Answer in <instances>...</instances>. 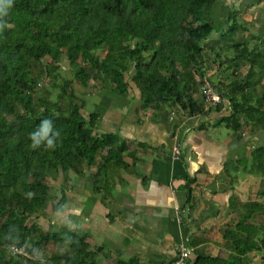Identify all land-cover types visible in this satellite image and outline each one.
<instances>
[{
    "label": "trees",
    "instance_id": "16d2710c",
    "mask_svg": "<svg viewBox=\"0 0 264 264\" xmlns=\"http://www.w3.org/2000/svg\"><path fill=\"white\" fill-rule=\"evenodd\" d=\"M216 1L13 0L8 13L0 16V264H88L92 254L77 232L65 239L59 232L40 231L34 220L27 222L43 215L51 203L50 180L79 174L83 164H94L103 151L106 164L122 166L120 156L126 151L117 144V136L94 134L96 118L82 115L72 79L63 78L54 99L38 83L49 81L55 90L63 61L77 71L74 77L80 82L87 83L89 74L96 73L120 95L126 94L131 80L154 110L179 106L203 112V102L192 95L200 85L197 78L206 72L202 53L209 44L221 47L217 56L233 49L228 58L234 68L231 74L236 62H248L252 71L244 82L253 74L264 77V53L248 52L245 42L231 40L242 29L236 10L215 35L211 10ZM246 87L238 76L227 87L221 83L215 87L222 99L230 89L226 92L230 113L222 121L233 132L241 129V120L264 128V94L258 100ZM44 116L53 118L61 137L54 149H33L29 133ZM105 167L100 165V170L105 172ZM32 235L34 246L29 244ZM229 235L232 246L234 235ZM65 242L66 251L47 259L35 256L49 243ZM260 244L264 248V237ZM242 245L239 250L236 244L240 254L250 249ZM12 248L23 249L28 256ZM202 262L226 264L201 255L194 264Z\"/></svg>",
    "mask_w": 264,
    "mask_h": 264
},
{
    "label": "crops",
    "instance_id": "0c3cea01",
    "mask_svg": "<svg viewBox=\"0 0 264 264\" xmlns=\"http://www.w3.org/2000/svg\"><path fill=\"white\" fill-rule=\"evenodd\" d=\"M234 10L242 28L235 38L245 39L240 42L248 52L264 53V0H217L211 10L216 36ZM209 45L198 83L227 87L238 76L260 100L264 77L253 74L244 82L252 71L248 62H236L231 74L234 51L217 56L221 47ZM62 64L60 74L69 70ZM89 76L87 83L73 85L75 101L83 116H95L96 136L115 135L125 146L123 165L106 164L103 151L79 174L50 180L51 203L32 217L40 231L78 229L92 254L88 264H169L179 246L190 249L189 264L200 255L226 264H264V128L243 120L238 132L225 127L230 89L219 107L200 113L179 106L154 110L131 80L120 95L102 76ZM192 97L202 103L198 89ZM100 165L107 166L105 172ZM54 205L60 206L53 210ZM227 232L234 235L232 246ZM236 244L250 249L240 254ZM58 246L68 249L66 242Z\"/></svg>",
    "mask_w": 264,
    "mask_h": 264
},
{
    "label": "clouds",
    "instance_id": "9594fccd",
    "mask_svg": "<svg viewBox=\"0 0 264 264\" xmlns=\"http://www.w3.org/2000/svg\"><path fill=\"white\" fill-rule=\"evenodd\" d=\"M12 4H13V0H0V16L6 15L9 9L12 7ZM29 137L31 142L30 146L33 149H37L41 147L47 149H54L59 142V139L61 137V132L56 127L54 120L51 116H44L39 121L38 125L29 133Z\"/></svg>",
    "mask_w": 264,
    "mask_h": 264
},
{
    "label": "rangeland",
    "instance_id": "374dc122",
    "mask_svg": "<svg viewBox=\"0 0 264 264\" xmlns=\"http://www.w3.org/2000/svg\"><path fill=\"white\" fill-rule=\"evenodd\" d=\"M232 41H235V36H233L232 37V39H231ZM231 40L228 42V43H231ZM245 39L244 38H242V39H238L237 41L238 42H240V41H244ZM76 51H77V46H76V43L74 44V52L76 53ZM230 51H231V53H232V51L233 50H230V49H228L227 50V52H225V55H229L230 54ZM66 63V62H65ZM62 65H64V67H63V71H65L66 70V67H67V64H62ZM75 72H77V71H72V70H66V72L64 73V74H61V79H59V81L57 82V84H56V89L55 90H52L51 89V87L48 85V84H50V82L49 81H47V82H44V84H47V85H44V84H42V81H40L39 83H38V88L39 89H41V88H43V86H45L42 90H44V89H49V91H51V94H52V99H54L55 98V96H56V94H57V90H59V88L60 87H62V84H63V82H62V80H63V78L65 79V78H67V79H72L73 80V83L75 84V85H77V84H79V82H80V80H77L74 76H75ZM42 93V92H41ZM33 103L34 104H36L37 103V97H36V95L34 96V98H33ZM103 135H109V134H103ZM51 197H52V195H51ZM52 199V198H51ZM46 211V210H45ZM31 221H33V219H32V217H31V219H30V221H28L27 223H29V222H31ZM57 222V221H56ZM56 222L54 221V224H56ZM72 231H70V229H67V230H65V229H62L61 230V232H59V233H61V235L63 236V238H67V234H69V233H71ZM77 233H80V231L77 229ZM35 242H36V238L34 237V235L33 236H31L30 237V239H29V244L31 245V246H34L35 245ZM58 247V246H57ZM57 247L54 245V244H48L46 247H44L42 250H36L35 251V256L37 257V258H42V259H47L51 254H53L54 252H56V251H59V250H57ZM14 249V248H13ZM12 249V251H14ZM17 250V249H16ZM18 252H20V254L22 255V256H28V254L23 250V249H20V250H17Z\"/></svg>",
    "mask_w": 264,
    "mask_h": 264
},
{
    "label": "built area",
    "instance_id": "2783aa9c",
    "mask_svg": "<svg viewBox=\"0 0 264 264\" xmlns=\"http://www.w3.org/2000/svg\"><path fill=\"white\" fill-rule=\"evenodd\" d=\"M198 91L202 97V102L205 108H213L222 103L221 94L209 80H202ZM174 152L178 151L175 150ZM176 251L177 255L175 259L169 264H189V258L191 255L190 249L187 246H179ZM14 252L17 253L18 251L14 249Z\"/></svg>",
    "mask_w": 264,
    "mask_h": 264
}]
</instances>
